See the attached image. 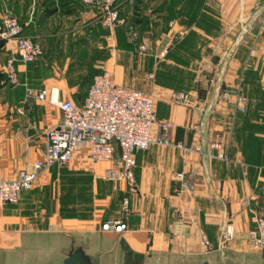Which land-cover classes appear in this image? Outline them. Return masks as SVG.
<instances>
[{"label":"crops","instance_id":"obj_1","mask_svg":"<svg viewBox=\"0 0 264 264\" xmlns=\"http://www.w3.org/2000/svg\"><path fill=\"white\" fill-rule=\"evenodd\" d=\"M118 4L124 23L110 30L103 0H0V18L12 13L44 50L35 63H17L20 84L12 85L14 47L0 49V173L30 169L62 120L50 99L29 98L24 85L82 104L103 71L153 95L157 119L173 125L172 141L186 149L153 144L137 153L135 185L100 178L118 163V148L112 163L92 162L86 148L69 166L50 167L0 210V264H64L73 247L89 264H263L254 240L264 217V0ZM177 92L187 105L171 101ZM216 135L227 160L206 156ZM180 172L191 189L181 191ZM121 219L125 231L102 229Z\"/></svg>","mask_w":264,"mask_h":264},{"label":"built area","instance_id":"obj_2","mask_svg":"<svg viewBox=\"0 0 264 264\" xmlns=\"http://www.w3.org/2000/svg\"><path fill=\"white\" fill-rule=\"evenodd\" d=\"M81 2L86 6H93L96 0ZM103 8L105 27L113 30L124 23L120 18L118 0H103ZM7 44L14 47L6 63L7 80L12 85H19L17 63L29 65L38 60L44 50L40 43L25 34L24 26L12 13L0 18V49ZM140 49L147 51L149 46L144 43ZM24 87L29 98L42 102L50 99L62 112V120L47 130V144L30 169L18 170L10 179L2 177L0 173V210L8 204L18 203L21 193L31 190L42 172L54 165L69 166L75 154L82 149H89V157L94 163H112L118 148V163L106 167L100 178L110 182L127 181L130 185L136 184L134 169L137 153L148 150L153 144L186 149L183 144L172 141L170 133L173 125L157 119L154 96L117 84L108 71L94 75L82 104L70 99L61 100L53 91L34 89L28 85ZM171 101L178 105H187L188 96L185 93H173ZM246 102L244 96H238L240 112L246 111ZM18 111L23 113L22 109ZM206 156L227 160V151L219 135L210 142ZM1 162L0 136V167ZM176 178L180 181L181 191L191 189L184 172L178 173ZM127 211L128 200H124L123 212ZM256 224L254 243L258 249L264 251V217L258 216ZM102 229L121 233L127 229V224L123 219L111 220L104 223ZM224 237L225 240L230 239L229 228L225 229ZM208 244L205 240L204 245Z\"/></svg>","mask_w":264,"mask_h":264},{"label":"water","instance_id":"obj_3","mask_svg":"<svg viewBox=\"0 0 264 264\" xmlns=\"http://www.w3.org/2000/svg\"><path fill=\"white\" fill-rule=\"evenodd\" d=\"M89 263L90 260L81 247L79 248L73 247L64 261V264H89Z\"/></svg>","mask_w":264,"mask_h":264},{"label":"rangeland","instance_id":"obj_4","mask_svg":"<svg viewBox=\"0 0 264 264\" xmlns=\"http://www.w3.org/2000/svg\"><path fill=\"white\" fill-rule=\"evenodd\" d=\"M2 137V136H1ZM39 155H40V152H39ZM256 247V246H255ZM257 248V247H256ZM262 261H263V264H264V253L262 254Z\"/></svg>","mask_w":264,"mask_h":264},{"label":"trees","instance_id":"obj_5","mask_svg":"<svg viewBox=\"0 0 264 264\" xmlns=\"http://www.w3.org/2000/svg\"><path fill=\"white\" fill-rule=\"evenodd\" d=\"M41 57H42V56H41ZM36 61H37V60H36ZM36 61H35V62H36ZM35 62H33V63H35ZM31 64H32V63H31ZM29 65H30V64H29Z\"/></svg>","mask_w":264,"mask_h":264}]
</instances>
